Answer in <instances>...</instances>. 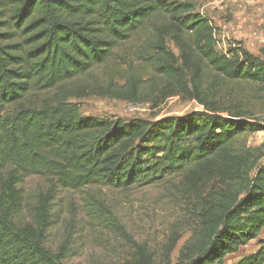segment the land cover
<instances>
[{"label":"trees","instance_id":"1","mask_svg":"<svg viewBox=\"0 0 264 264\" xmlns=\"http://www.w3.org/2000/svg\"><path fill=\"white\" fill-rule=\"evenodd\" d=\"M200 1L0 0V264H68L73 236L56 248L48 241L61 191L175 177L200 202L175 264H226L259 237L264 143L252 148L241 137L264 132V119L239 103L220 105L206 75L210 68L258 87L264 110V47L263 57L240 41L220 50ZM92 95L155 106L181 96L202 109L84 115L77 100ZM32 176L47 186L29 200L23 186ZM259 244L233 264H264V238ZM153 259L138 246L123 264Z\"/></svg>","mask_w":264,"mask_h":264},{"label":"rangeland","instance_id":"2","mask_svg":"<svg viewBox=\"0 0 264 264\" xmlns=\"http://www.w3.org/2000/svg\"><path fill=\"white\" fill-rule=\"evenodd\" d=\"M198 9L217 28L220 50L225 51L229 42L240 41L250 52L263 57L264 0H201ZM206 77L220 105L239 103L264 119L258 87L229 81L210 68ZM96 78L99 81V76ZM77 102L84 115L114 118H159L202 109L196 100L181 96L169 97L157 106L154 102H130L98 95ZM241 140H247L252 148L258 147L264 143V132L248 134ZM179 181L180 177H175L129 189L103 186L61 191L52 205L56 222L49 230V244L56 248L63 236H73V253L67 259L68 264H123L137 256L138 246L151 253L153 264H175L197 226L200 204L196 195L181 189ZM46 186L43 178L32 176L26 180L23 192L31 200ZM173 238L178 240L171 250L167 245ZM262 238L264 230L257 239L228 255L225 263L233 264L258 250Z\"/></svg>","mask_w":264,"mask_h":264}]
</instances>
